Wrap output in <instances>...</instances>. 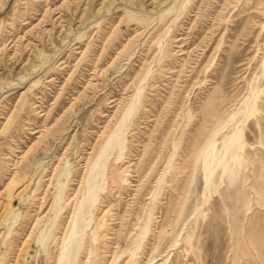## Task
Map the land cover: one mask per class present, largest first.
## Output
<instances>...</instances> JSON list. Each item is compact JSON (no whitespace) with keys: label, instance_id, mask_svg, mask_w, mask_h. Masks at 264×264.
Instances as JSON below:
<instances>
[{"label":"rangeland","instance_id":"374dc122","mask_svg":"<svg viewBox=\"0 0 264 264\" xmlns=\"http://www.w3.org/2000/svg\"><path fill=\"white\" fill-rule=\"evenodd\" d=\"M0 264H264V0H0Z\"/></svg>","mask_w":264,"mask_h":264}]
</instances>
